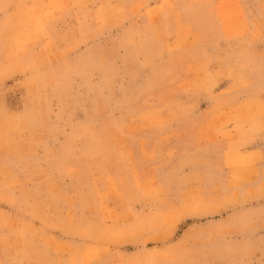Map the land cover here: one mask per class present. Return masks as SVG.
<instances>
[{
  "label": "rangeland",
  "instance_id": "1",
  "mask_svg": "<svg viewBox=\"0 0 264 264\" xmlns=\"http://www.w3.org/2000/svg\"><path fill=\"white\" fill-rule=\"evenodd\" d=\"M0 264H264V0H0Z\"/></svg>",
  "mask_w": 264,
  "mask_h": 264
}]
</instances>
